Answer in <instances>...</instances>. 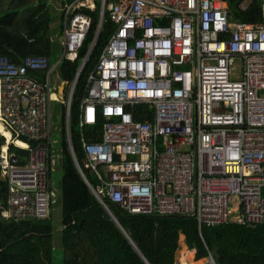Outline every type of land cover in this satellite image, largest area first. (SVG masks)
<instances>
[{"label": "built area", "instance_id": "obj_1", "mask_svg": "<svg viewBox=\"0 0 264 264\" xmlns=\"http://www.w3.org/2000/svg\"><path fill=\"white\" fill-rule=\"evenodd\" d=\"M261 1L263 22L252 24L232 21L221 0H64L53 67L45 56L19 63L0 56L3 216L48 217L56 161L49 103L57 100L50 76L62 61L76 60L91 26L81 10L97 8L92 48L104 18L111 30L79 102L80 128L104 119L100 140L81 144L94 186L78 168L98 203L109 212L111 203L129 215L194 218L199 229L264 225ZM88 55L64 101L67 115ZM66 137L72 149L68 129ZM205 264L216 263L208 255Z\"/></svg>", "mask_w": 264, "mask_h": 264}, {"label": "trees", "instance_id": "obj_2", "mask_svg": "<svg viewBox=\"0 0 264 264\" xmlns=\"http://www.w3.org/2000/svg\"><path fill=\"white\" fill-rule=\"evenodd\" d=\"M221 1L227 4L232 21L263 22L261 0ZM243 2L246 4L244 9L240 7ZM81 11L91 16V26L76 60H64L58 66L66 84H71L74 79L97 25V8ZM50 22L48 0H0V56L14 63H19L26 56H45L51 65L54 53L49 38ZM110 30L109 21L104 18L96 44L74 86L68 114L72 151L93 186L94 179L83 167L85 153L81 144L83 140H100L104 119L99 116L96 124L83 126L79 130V102L87 75L99 57ZM30 75L39 80L44 78L40 72ZM134 119L142 120L138 115ZM58 139L61 168L59 224L55 226L50 216L52 196L47 218L28 221L6 219L3 211L7 206V186L0 178V264H51L54 235L59 236L62 264H175L180 235L184 236L187 249L195 251L196 261L211 255L216 264H264V225L246 227L230 223L199 229L194 218L129 215L108 203L110 213L130 242L95 199L72 160L66 137L65 106H62ZM18 142L24 146L21 141ZM3 143L4 139L0 136V146ZM12 149L22 159L27 157V151Z\"/></svg>", "mask_w": 264, "mask_h": 264}, {"label": "rangeland", "instance_id": "obj_3", "mask_svg": "<svg viewBox=\"0 0 264 264\" xmlns=\"http://www.w3.org/2000/svg\"><path fill=\"white\" fill-rule=\"evenodd\" d=\"M61 1L62 0H48L49 9H50V15H51V22L49 25V38L51 42V48L54 53V59H52V67L55 65L56 61L59 59L60 56V46L59 41H61V17L59 14V8L61 7ZM225 3V2H224ZM226 4V3H225ZM227 6V4H226ZM240 61H235V73L236 75L239 73V67H240ZM50 84H51V91L54 93V95L57 97V100H52L49 103V111H50V118H51V126L52 130L54 132L53 139H55V143L53 144L54 149L59 154V131H60V120H61V112H62V106H66L64 102H62V99L65 100L68 98L69 91H70V84H66L62 77L59 74V68L54 69V71L51 73L50 76ZM63 103V105H62ZM81 128L79 127V130ZM2 131V129L0 128ZM3 132V131H2ZM4 135L9 138V134L4 132ZM60 179H61V168L59 160L55 161V164L53 166V170L51 172V189H52V206L50 210V216L52 219L53 224L56 226L59 224L60 220V199H61V193H60ZM179 248L175 253V264H183L182 262L183 257L185 256V263L187 264H193L196 260L194 258L193 251L192 256L190 254H187L188 252L185 251L187 247L184 244V238L182 235L179 237ZM53 245H54V251H53V258L51 264H62L61 262V247L59 242V236L54 235L53 236ZM188 250V249H187ZM207 257L202 258L200 260L203 261V264H205Z\"/></svg>", "mask_w": 264, "mask_h": 264}, {"label": "water", "instance_id": "obj_4", "mask_svg": "<svg viewBox=\"0 0 264 264\" xmlns=\"http://www.w3.org/2000/svg\"><path fill=\"white\" fill-rule=\"evenodd\" d=\"M92 50V45H90V47H89V49H88V52H87V54L86 55H88L89 53H90V51ZM78 71V70H77ZM68 129V115L66 114V130ZM68 148H69V151H70V153H71V156H72V160H73V162H74V164H75V166H76V168H77V170H78V172H79V168H78V163H77V161H76V159H75V156H74V153H73V151H72V149H71V147L68 145ZM79 174H80V172H79ZM80 176H81V174H80ZM82 177V176H81ZM84 180V179H83ZM85 181V180H84ZM105 209V208H104ZM105 211L107 212V214L110 216V218L115 222V224L120 228V230L122 231V233L127 237V239L130 241V239L128 238V236L126 235V233L124 232V230L121 228V226L119 225V223L116 221V219L113 217V215L109 212V211H107L106 209H105ZM131 242V241H130Z\"/></svg>", "mask_w": 264, "mask_h": 264}, {"label": "bare ground", "instance_id": "obj_5", "mask_svg": "<svg viewBox=\"0 0 264 264\" xmlns=\"http://www.w3.org/2000/svg\"><path fill=\"white\" fill-rule=\"evenodd\" d=\"M2 132V131H1ZM17 144L19 145V146H21V144H20V142H17ZM185 251H187L188 253L187 254H190V256H192V254H193V251L192 250H185ZM185 259H186V257L184 256L183 257V259H182V262H184L183 264H187V263H185ZM187 260V259H186ZM193 264H203V261L202 260H197V261H195Z\"/></svg>", "mask_w": 264, "mask_h": 264}, {"label": "crops", "instance_id": "obj_6", "mask_svg": "<svg viewBox=\"0 0 264 264\" xmlns=\"http://www.w3.org/2000/svg\"><path fill=\"white\" fill-rule=\"evenodd\" d=\"M48 5H50L49 4V2H48ZM59 13H61V7L59 8ZM60 16H61V14H60ZM60 46V45H59ZM52 65V64H51ZM66 83V82H65ZM52 98H56L57 99V97L53 94V96H52ZM54 100V99H53ZM65 101V99L63 98L62 99V102H64ZM63 104V103H62ZM50 120H51V118H50ZM53 134H54V132H53ZM54 141H55V139H54ZM53 149H54V147H53ZM54 152L56 153V158H57V161H58V158H59V154L56 152V150L54 149ZM183 236V235H182ZM183 238H184V236H183ZM186 246V245H185Z\"/></svg>", "mask_w": 264, "mask_h": 264}]
</instances>
